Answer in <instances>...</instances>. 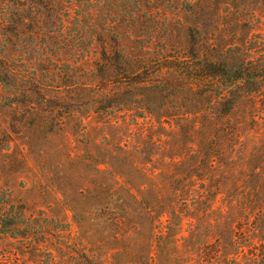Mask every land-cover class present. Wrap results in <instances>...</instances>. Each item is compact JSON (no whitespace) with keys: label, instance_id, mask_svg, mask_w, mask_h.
<instances>
[{"label":"rangeland","instance_id":"374dc122","mask_svg":"<svg viewBox=\"0 0 264 264\" xmlns=\"http://www.w3.org/2000/svg\"><path fill=\"white\" fill-rule=\"evenodd\" d=\"M250 41L264 63V0H0V264H264V91L224 114L97 67Z\"/></svg>","mask_w":264,"mask_h":264},{"label":"trees","instance_id":"16d2710c","mask_svg":"<svg viewBox=\"0 0 264 264\" xmlns=\"http://www.w3.org/2000/svg\"><path fill=\"white\" fill-rule=\"evenodd\" d=\"M193 31L190 36L195 39ZM102 39L101 34L95 35ZM190 57H170L168 54L158 56H137L124 49L101 51V61L97 63L100 72L108 67L114 68V73L100 83L105 87L117 85L121 77H125L129 88H140L153 91L166 96L170 91L180 87L181 80H185L189 88L200 94H212L216 97L218 107L224 114H229L246 95L264 91V63L260 62L254 54L250 44L232 46L226 49H211L201 52L192 45ZM20 69L10 59L0 57V83L9 88L13 79L18 78ZM102 73V74H103ZM105 90V89H103ZM143 94V93H140ZM104 105L114 111L117 108H128L134 100L132 89L112 93L102 91ZM137 101V100H136ZM97 108H102V107ZM2 221V222H1ZM0 221V230L7 231V226L16 223V219L8 217ZM13 234V232H12ZM16 234V233H14Z\"/></svg>","mask_w":264,"mask_h":264}]
</instances>
